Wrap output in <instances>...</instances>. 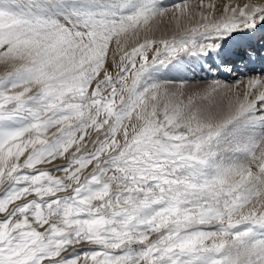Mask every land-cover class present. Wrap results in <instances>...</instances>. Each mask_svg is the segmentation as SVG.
Instances as JSON below:
<instances>
[{
	"label": "snow or ice",
	"instance_id": "1",
	"mask_svg": "<svg viewBox=\"0 0 264 264\" xmlns=\"http://www.w3.org/2000/svg\"><path fill=\"white\" fill-rule=\"evenodd\" d=\"M165 11L159 0H0V61L14 66L0 76V264H264V91L217 120L196 96L162 101L150 79L180 52L233 74L260 55L264 6L201 25L207 44L122 45ZM57 160L62 176L38 167Z\"/></svg>",
	"mask_w": 264,
	"mask_h": 264
},
{
	"label": "bare ground",
	"instance_id": "2",
	"mask_svg": "<svg viewBox=\"0 0 264 264\" xmlns=\"http://www.w3.org/2000/svg\"><path fill=\"white\" fill-rule=\"evenodd\" d=\"M159 2L164 7L166 4H168L170 2V0H159ZM171 2H174V0ZM195 4H198L199 10L193 9V5H195ZM245 5H248L249 9H251L253 6H264V0H190V1H187L185 4L181 5V7L187 6V8H189V10L186 13L174 15L172 17V20L169 23H167V22H164L165 19H159L161 17H164V15L166 14V11H167L166 10L162 16H158L155 18V20L152 21L150 30L140 31L138 34H135V35L129 33L126 36H122L121 37V43L127 49V48H131L133 46H137L139 43H143V42L151 40V39H156V40L157 39L158 40L159 39H163V40L167 39V40L171 41L173 38H175L176 40H179L181 37L186 36V35H195L197 38L198 44H207V43L211 42L213 37L202 36L201 33L205 32V28L202 27L201 25L207 24L209 21H211L213 23L221 22L227 18H234L237 21H241L243 18L240 17L239 10L241 8H244ZM175 8L176 7H174V9ZM177 8H179V6H177ZM233 8L236 9L235 13H233L231 11ZM225 9H227V11ZM170 10H172V9H169L168 11H170ZM247 10L248 9H246V11ZM205 18H207V19H205ZM193 20H194V22L192 23ZM185 27H186V29H184ZM240 27H241V29L244 27L242 23L240 24ZM193 28L197 29V32L194 34L191 31ZM209 31H211V29H209ZM262 35H264V28H258L255 35L251 37V42H252L253 37H256V36L261 37ZM245 39H247V38H245ZM263 42L264 41H260V43H263ZM115 51L117 52V50H115ZM181 54H182V56H181ZM181 54L179 57H177V60H175V61L172 60L168 64L175 62V63H177V65L179 64L181 66L180 63H182L183 60L187 59V65H189V66L186 65V67L189 68V71H184L185 74H188L191 71L199 72L198 69H200V71H202L203 69L208 70L210 67V65H209V64H211L210 60H205L203 57H198V56H195L193 54L191 55V57L188 58L187 53H184V54L181 53ZM189 55H190V53H189ZM194 58H196V59H194ZM197 59H198V61H197ZM180 60H182V62L179 63ZM237 63H238V67L243 64V62H240V61H238ZM179 65H178V67H180ZM203 66H205V67H203ZM201 68H202V70H201ZM177 73H179V72L176 71V74ZM200 73H196V74L200 75ZM234 74H237V72L236 73L234 72L233 75ZM226 75H227V73H224L222 71H216L215 69L211 70V75L209 74V76H211L212 79L217 78L219 80V83L226 82V79H225ZM243 75L245 76V78H243L245 80L244 84L240 85V86L237 85L238 88L235 90V92H237V96H236L237 102L239 100H243L244 99L243 97L246 93H249V92L255 93L254 96L252 95L253 97L252 96L250 97L251 99H255L256 96H258L261 91H264V84H258L256 86V88H250V86H249V80H251V79H260V80L264 81L263 75L247 74L244 71V69L242 68L239 70V76L238 77H242ZM154 81H156V80H154ZM223 85L226 86L225 83ZM256 90H258V91L256 92ZM237 102H236V104H237ZM236 104L232 107H235ZM257 108L258 109L264 108V105H261L258 103ZM260 114L261 113L258 111L257 117H259ZM262 150H264V144H261L260 148H258L256 150V155L261 156ZM261 158L264 159V157H261ZM258 163H259V161H254L252 163V168H253L254 172L258 171V168L256 167V165Z\"/></svg>",
	"mask_w": 264,
	"mask_h": 264
},
{
	"label": "rangeland",
	"instance_id": "3",
	"mask_svg": "<svg viewBox=\"0 0 264 264\" xmlns=\"http://www.w3.org/2000/svg\"><path fill=\"white\" fill-rule=\"evenodd\" d=\"M171 1L173 0H170V2L164 6V8L167 10L164 17L159 18V19H165L164 22H167V23H169L172 20V17L174 15L183 14L189 10L187 6L181 7V5L185 4L187 1H190V0H174V2H171ZM177 6H179V8H177ZM174 7L176 8L174 9ZM169 9H172V10L168 11ZM193 9L197 10L198 4L193 5ZM193 22L194 20L192 21V23ZM184 29H186V27ZM151 40L156 42L154 47H161L159 42L163 39H159V40L151 39ZM127 49H130V48H127ZM115 50H117V52ZM181 53L183 52L176 53L174 56L168 58L163 65L157 62L156 65L151 69L150 79L153 82H156L161 85L160 95H161L162 101H165L169 98L174 99V100L180 99V100L186 101L187 97L196 96L198 97L196 101V106L197 108L201 110L204 116H212L213 118L217 120L226 116L230 108L234 106L237 102V97H236L237 92H235V90L238 88L237 85L240 86L244 84L245 80L243 78H245V76L243 75L244 77L242 76V77L235 78L233 79V81L229 83L224 82L226 86L214 92L213 87L217 82L219 83V80L217 78L212 79V77L209 76V74L204 73L203 70L205 69L202 70V68L205 66L201 68L202 71L198 69L199 72L191 71L188 73L189 75L185 74L184 71H189V68L186 67L187 59L183 60V62L182 60L179 61V63L182 62L180 63L181 66L178 64L180 67H178L177 63L174 62L175 60H177V57H179ZM119 54L121 55L122 53L118 50L117 46L113 44L111 47L110 53H109V57H108L109 69L113 74H115V72L117 71V69L113 65V57H115L116 62H118L119 56H120ZM154 54L155 53L152 49L148 50L147 55L149 58V63L152 62V57ZM187 54H188V58L191 57L192 55V54L189 55V53ZM172 60H174L173 61L174 63H171L172 65L168 64ZM13 70H14V66L11 63H5V62L0 61V76H4L6 73L13 71ZM176 71L179 72L177 73L178 75L176 74ZM196 73H200V75H197ZM224 83L222 82L219 84L223 85ZM165 90L167 91V97H165L164 95ZM257 91L258 90H256V92ZM205 95L207 96V99H199V97H203ZM90 139H95V133L91 134ZM89 148L91 149V144H89ZM65 164H66V161L57 160L53 165H41L38 167H46V168L52 169L54 175L62 176L63 173L56 170V165L63 166ZM90 168L91 166L89 167V170ZM0 219H3V214H0ZM204 230H211V227L206 226ZM79 248L83 250H88L89 246L81 245L79 246Z\"/></svg>",
	"mask_w": 264,
	"mask_h": 264
}]
</instances>
